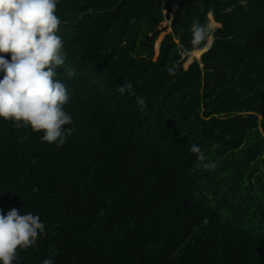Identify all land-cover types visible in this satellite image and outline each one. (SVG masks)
Segmentation results:
<instances>
[{"label": "trees", "instance_id": "16d2710c", "mask_svg": "<svg viewBox=\"0 0 264 264\" xmlns=\"http://www.w3.org/2000/svg\"><path fill=\"white\" fill-rule=\"evenodd\" d=\"M209 12L221 25L185 69L179 46ZM56 14L74 131L56 147L0 119V209L46 230L19 264H264V0H60Z\"/></svg>", "mask_w": 264, "mask_h": 264}, {"label": "clouds", "instance_id": "9594fccd", "mask_svg": "<svg viewBox=\"0 0 264 264\" xmlns=\"http://www.w3.org/2000/svg\"><path fill=\"white\" fill-rule=\"evenodd\" d=\"M59 3L60 0H0V119L11 121L16 128L42 133L41 141L56 147L63 146L74 131L66 127L73 122L65 110L70 95L66 84L57 78V70L65 65L67 57L58 34L62 24L56 14ZM207 18L214 20L212 12ZM213 28L194 19L190 25L191 47L181 43L182 54L209 50L214 41ZM175 70L176 65L170 67L169 75H175ZM75 74V68L67 71L69 77ZM130 89L131 83L118 86L121 96L131 94ZM136 104L141 111L147 110L143 97L137 96ZM189 150L198 167L216 169L218 162L209 161L198 144L192 143ZM202 223L207 225L208 220ZM42 235H46L45 223L39 215L21 214L16 208L4 214L0 209V264H19V251L36 246ZM55 254L43 259L42 264H54Z\"/></svg>", "mask_w": 264, "mask_h": 264}, {"label": "rangeland", "instance_id": "374dc122", "mask_svg": "<svg viewBox=\"0 0 264 264\" xmlns=\"http://www.w3.org/2000/svg\"><path fill=\"white\" fill-rule=\"evenodd\" d=\"M175 9V6H172V9L170 11L169 14H166V11L163 12L164 14V19L162 22H160L158 25H157V29L160 31L157 38L155 39V42H154V54H153V59H155L158 54H159V46H160V43L162 41V39L164 38V36L168 33L171 32V18H172V12L173 10ZM166 18V19H165ZM209 19V18H208ZM214 21L210 20L209 19V24L212 26V27H215V23H213ZM202 52H205L204 50L201 49V52L199 54L197 53H194L193 51L191 52L190 55L186 56L184 58V62H183V68L187 69L189 67V65L196 59L198 61H200L201 59V55L203 54Z\"/></svg>", "mask_w": 264, "mask_h": 264}, {"label": "flooded vegetation", "instance_id": "af4514ba", "mask_svg": "<svg viewBox=\"0 0 264 264\" xmlns=\"http://www.w3.org/2000/svg\"><path fill=\"white\" fill-rule=\"evenodd\" d=\"M193 1H194V3L197 4V3H200L202 0H193ZM172 6H175L174 11L178 8V4H177V3H172ZM174 11H173V13H172V17L174 16ZM169 12H170V11H169ZM213 16H214V15H213ZM213 21H214L213 23H215V27H219V26L221 25L218 21L215 20V18H214ZM215 27H214V28H215ZM174 40H175L176 43H178V41H179V40H178V37H175ZM187 56H188V55H187ZM185 57H186V56L182 54V59H184ZM195 60H196V59H195Z\"/></svg>", "mask_w": 264, "mask_h": 264}, {"label": "water", "instance_id": "95a60500", "mask_svg": "<svg viewBox=\"0 0 264 264\" xmlns=\"http://www.w3.org/2000/svg\"><path fill=\"white\" fill-rule=\"evenodd\" d=\"M259 41L264 44V34L262 36L259 37Z\"/></svg>", "mask_w": 264, "mask_h": 264}, {"label": "bare ground", "instance_id": "6f19581e", "mask_svg": "<svg viewBox=\"0 0 264 264\" xmlns=\"http://www.w3.org/2000/svg\"><path fill=\"white\" fill-rule=\"evenodd\" d=\"M193 52L199 54L201 52V50H196V51H193Z\"/></svg>", "mask_w": 264, "mask_h": 264}]
</instances>
